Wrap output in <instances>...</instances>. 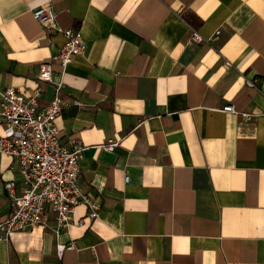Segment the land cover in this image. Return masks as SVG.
Listing matches in <instances>:
<instances>
[{"label":"crops","instance_id":"1","mask_svg":"<svg viewBox=\"0 0 264 264\" xmlns=\"http://www.w3.org/2000/svg\"><path fill=\"white\" fill-rule=\"evenodd\" d=\"M46 1L0 0V89L30 94L62 44L31 16ZM49 1L87 44L51 68L79 100L56 123L64 145L85 146L79 187L100 209L77 204L58 236L52 215L11 232L0 264H264V0ZM7 180L19 189L22 175L0 153V220Z\"/></svg>","mask_w":264,"mask_h":264},{"label":"built area","instance_id":"2","mask_svg":"<svg viewBox=\"0 0 264 264\" xmlns=\"http://www.w3.org/2000/svg\"><path fill=\"white\" fill-rule=\"evenodd\" d=\"M31 16L45 30L59 33L64 39L49 62L41 64L38 74L41 84L30 94H24L14 86L0 89V122L3 125L0 153L15 158L22 175L19 189L13 180L4 183L11 209L0 220V240L16 230L47 225L51 215L55 222L54 234L58 236L70 224L77 204L86 206L88 218L98 217L100 209L99 200L79 187L80 159L85 146L77 141L70 147L64 145L56 123L61 109L69 103L79 104V100H69L61 95L64 82L62 77L53 79L51 68V63L55 62L63 74L73 58L86 51L87 44L80 28L62 27L57 22L49 0L35 6ZM218 33L217 29L215 35ZM190 38L197 43L209 40L196 30L190 32ZM245 82L255 86L249 78ZM46 83L53 84V96L40 105ZM222 109L238 113L231 103L224 104ZM117 143L108 140L103 147L112 150ZM71 247L72 243L56 244L59 253Z\"/></svg>","mask_w":264,"mask_h":264}]
</instances>
